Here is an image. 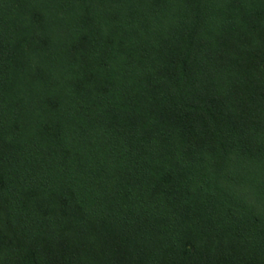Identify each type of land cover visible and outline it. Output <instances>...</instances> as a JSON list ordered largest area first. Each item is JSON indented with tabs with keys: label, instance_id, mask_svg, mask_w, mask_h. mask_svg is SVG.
I'll return each instance as SVG.
<instances>
[{
	"label": "trees",
	"instance_id": "obj_1",
	"mask_svg": "<svg viewBox=\"0 0 264 264\" xmlns=\"http://www.w3.org/2000/svg\"><path fill=\"white\" fill-rule=\"evenodd\" d=\"M0 264H264V0H0Z\"/></svg>",
	"mask_w": 264,
	"mask_h": 264
}]
</instances>
